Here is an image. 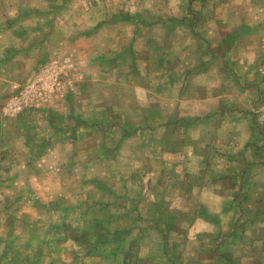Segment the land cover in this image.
I'll return each mask as SVG.
<instances>
[{
	"label": "rangeland",
	"instance_id": "1",
	"mask_svg": "<svg viewBox=\"0 0 264 264\" xmlns=\"http://www.w3.org/2000/svg\"><path fill=\"white\" fill-rule=\"evenodd\" d=\"M81 1L71 0L72 7L78 8ZM166 1L151 2L152 8L165 12ZM184 3L183 8L172 7L178 13L167 8L185 24L181 30L163 29L159 19L153 23L160 30L144 32L152 43L137 46L147 54L134 61L138 72L130 71V58L123 63L107 61L125 56L121 48L106 51L104 69L90 71L93 77L102 72L103 80L118 89L114 97L110 88L100 87L109 108L136 124L131 137L92 153L72 151L69 144L50 148L41 138L39 147L50 149L46 155L39 151L27 160L17 145L0 160V264H10L12 252L17 264H121L130 240H136L134 252L143 264H264V190L260 201L249 189L234 190L235 181L242 186L258 180L264 184V169L241 176L233 169L238 174L220 183L237 198L230 224L202 233L203 246L201 239L199 246L195 243L194 183L203 182L204 176L199 177V168L194 176V0ZM260 72L264 77V64ZM67 96L55 99L50 107ZM6 99H0L1 107ZM26 112L29 115L16 117L36 120L48 111ZM17 118L4 120L11 123ZM181 120L189 126L176 127ZM178 138L181 143L174 145ZM262 138L259 149L264 156V131ZM166 144L176 146V156L173 150L171 154L155 150L162 145L168 149ZM224 162L221 158L216 165ZM149 185L166 200L165 206H153L158 198ZM76 236L88 243L80 247Z\"/></svg>",
	"mask_w": 264,
	"mask_h": 264
},
{
	"label": "crops",
	"instance_id": "2",
	"mask_svg": "<svg viewBox=\"0 0 264 264\" xmlns=\"http://www.w3.org/2000/svg\"><path fill=\"white\" fill-rule=\"evenodd\" d=\"M154 1L82 0L74 8L71 0H0V99L9 97L13 85L29 83L47 64L68 62L74 67L71 88L63 96L68 94L66 100L36 109L48 111L43 118L15 117L7 123L2 114L4 104L0 106V160L17 145L27 160L39 151L46 155L50 149L39 147L43 146L38 144L41 138L50 148L69 144L72 151L82 148L92 153L106 151L104 144H119L131 137L136 124H129L109 108L100 87L110 88L114 97L118 89L103 80L102 72L93 77L90 71L93 67L104 69L108 50L121 48L125 56L107 61L118 63L121 59L123 63L130 58V71L138 72L134 61L147 54L137 46H151L144 32L159 29L153 22L160 19L166 30L184 27L167 8L178 13V8L172 7L183 8L185 0H165V12L152 8ZM263 64L264 0H194V176L197 168L199 177L204 176L203 182L194 183L198 206L191 228L198 246L199 240L206 238L202 233H214L217 226L225 229L230 224L237 198L220 183L228 175L238 174L233 169L240 172L238 176L257 175L264 169L259 149L264 131ZM175 126L189 125L181 120ZM124 129L128 134L120 135ZM179 140L173 144L181 143ZM167 146L155 150L177 151L176 146ZM221 158L225 162L216 165ZM212 161L215 165L209 164ZM234 186L239 192L253 191L251 196L258 201L264 190L259 180L243 186L235 181ZM148 189L154 192L151 185ZM153 194L159 197V192ZM165 205L163 197L153 202V206ZM199 206L202 215H198Z\"/></svg>",
	"mask_w": 264,
	"mask_h": 264
},
{
	"label": "built area",
	"instance_id": "3",
	"mask_svg": "<svg viewBox=\"0 0 264 264\" xmlns=\"http://www.w3.org/2000/svg\"><path fill=\"white\" fill-rule=\"evenodd\" d=\"M73 71V65L68 62H55L42 67L29 83L13 85L4 106L3 115L16 117L27 110L39 109L63 97L71 88L70 75Z\"/></svg>",
	"mask_w": 264,
	"mask_h": 264
},
{
	"label": "trees",
	"instance_id": "4",
	"mask_svg": "<svg viewBox=\"0 0 264 264\" xmlns=\"http://www.w3.org/2000/svg\"><path fill=\"white\" fill-rule=\"evenodd\" d=\"M74 238L76 241H78V244L80 245V247L83 246L85 243H88L87 239L83 240V236H80V237L76 236ZM162 240L165 241L164 238H162ZM120 245L122 247V244ZM134 245H136V240H130L127 243V246L124 249V254H122L123 258L121 259L122 260L121 264H143L141 261V258L137 256L138 251L134 252ZM94 247L96 248L97 244H95ZM16 259H17L16 253L12 252L11 258H10V264H17Z\"/></svg>",
	"mask_w": 264,
	"mask_h": 264
}]
</instances>
